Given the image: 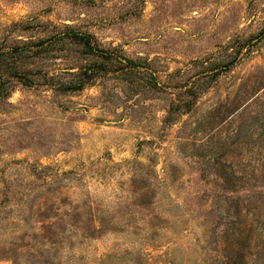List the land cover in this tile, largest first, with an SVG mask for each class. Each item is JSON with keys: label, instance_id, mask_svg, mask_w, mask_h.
I'll use <instances>...</instances> for the list:
<instances>
[{"label": "rangeland", "instance_id": "374dc122", "mask_svg": "<svg viewBox=\"0 0 264 264\" xmlns=\"http://www.w3.org/2000/svg\"><path fill=\"white\" fill-rule=\"evenodd\" d=\"M0 264H264V0H0Z\"/></svg>", "mask_w": 264, "mask_h": 264}]
</instances>
